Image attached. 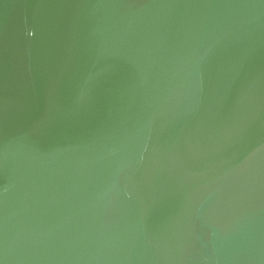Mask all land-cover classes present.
Listing matches in <instances>:
<instances>
[{"label": "water", "instance_id": "water-1", "mask_svg": "<svg viewBox=\"0 0 264 264\" xmlns=\"http://www.w3.org/2000/svg\"><path fill=\"white\" fill-rule=\"evenodd\" d=\"M0 264H264V0H0Z\"/></svg>", "mask_w": 264, "mask_h": 264}]
</instances>
